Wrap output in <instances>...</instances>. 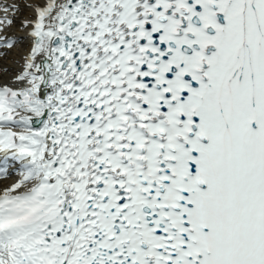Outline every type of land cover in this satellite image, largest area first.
<instances>
[{
	"label": "snow or ice",
	"instance_id": "obj_1",
	"mask_svg": "<svg viewBox=\"0 0 264 264\" xmlns=\"http://www.w3.org/2000/svg\"><path fill=\"white\" fill-rule=\"evenodd\" d=\"M21 7L0 4V26ZM23 7L0 264H264V0Z\"/></svg>",
	"mask_w": 264,
	"mask_h": 264
},
{
	"label": "bare ground",
	"instance_id": "obj_2",
	"mask_svg": "<svg viewBox=\"0 0 264 264\" xmlns=\"http://www.w3.org/2000/svg\"><path fill=\"white\" fill-rule=\"evenodd\" d=\"M11 2L12 0H0V4H9ZM17 2H28L29 3V2H34V0H17ZM16 12H20L18 16H20V14L27 15L29 13L28 10L22 7L20 11H16ZM16 12H14V15H13L14 17L13 20H15V22L12 23L15 26L14 27L15 31H13L11 27L9 29L4 27L3 28L4 30L0 31V35L8 36L15 40H17V38L19 37H23L24 32L21 29L22 22L18 17L15 16L17 15ZM28 48L29 46L26 45L24 41H22L19 47H16L15 45L11 49H9L10 53H7L9 51L8 48H0V84L6 81L9 77L16 74V73L12 74V71L16 68V65H17L16 62L18 60H21V62L24 60V57H25L26 52L28 51ZM16 179L18 178L10 179L9 181L7 180L5 183L3 181L0 182L2 183L0 184V191H2L1 189L4 186L10 185V183Z\"/></svg>",
	"mask_w": 264,
	"mask_h": 264
},
{
	"label": "rangeland",
	"instance_id": "obj_3",
	"mask_svg": "<svg viewBox=\"0 0 264 264\" xmlns=\"http://www.w3.org/2000/svg\"><path fill=\"white\" fill-rule=\"evenodd\" d=\"M26 4V3H25ZM5 26H7V25H5Z\"/></svg>",
	"mask_w": 264,
	"mask_h": 264
}]
</instances>
